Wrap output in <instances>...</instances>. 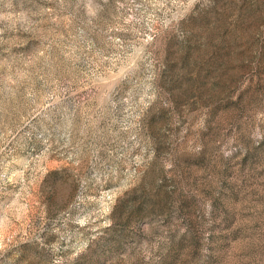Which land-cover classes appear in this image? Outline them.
Returning <instances> with one entry per match:
<instances>
[{"label": "rangeland", "instance_id": "374dc122", "mask_svg": "<svg viewBox=\"0 0 264 264\" xmlns=\"http://www.w3.org/2000/svg\"><path fill=\"white\" fill-rule=\"evenodd\" d=\"M0 264H264V0H0Z\"/></svg>", "mask_w": 264, "mask_h": 264}]
</instances>
